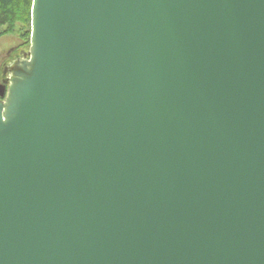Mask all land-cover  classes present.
Returning a JSON list of instances; mask_svg holds the SVG:
<instances>
[{
	"label": "water",
	"instance_id": "obj_1",
	"mask_svg": "<svg viewBox=\"0 0 264 264\" xmlns=\"http://www.w3.org/2000/svg\"><path fill=\"white\" fill-rule=\"evenodd\" d=\"M30 43L0 264H264V0H33Z\"/></svg>",
	"mask_w": 264,
	"mask_h": 264
},
{
	"label": "trees",
	"instance_id": "obj_2",
	"mask_svg": "<svg viewBox=\"0 0 264 264\" xmlns=\"http://www.w3.org/2000/svg\"><path fill=\"white\" fill-rule=\"evenodd\" d=\"M32 5L33 0H0V38L12 32L16 23L31 25Z\"/></svg>",
	"mask_w": 264,
	"mask_h": 264
},
{
	"label": "rangeland",
	"instance_id": "obj_3",
	"mask_svg": "<svg viewBox=\"0 0 264 264\" xmlns=\"http://www.w3.org/2000/svg\"><path fill=\"white\" fill-rule=\"evenodd\" d=\"M26 33L30 34L29 39L27 38ZM31 39V25L25 26L21 23H16L14 30L4 34L0 38V67L3 61L13 59L16 53V59L24 58V53H29ZM12 51V54L10 52ZM11 63L9 64V66Z\"/></svg>",
	"mask_w": 264,
	"mask_h": 264
},
{
	"label": "flooded vegetation",
	"instance_id": "obj_4",
	"mask_svg": "<svg viewBox=\"0 0 264 264\" xmlns=\"http://www.w3.org/2000/svg\"><path fill=\"white\" fill-rule=\"evenodd\" d=\"M10 54H12V51L10 52ZM13 55H15L13 59H10L9 62H7L8 60H5L1 64V67H0V83L3 82L4 80H7L8 76H9V73H8L9 64L14 62L18 56V55H16V53H14ZM24 55H25V53H24ZM24 55H23V57H24Z\"/></svg>",
	"mask_w": 264,
	"mask_h": 264
}]
</instances>
